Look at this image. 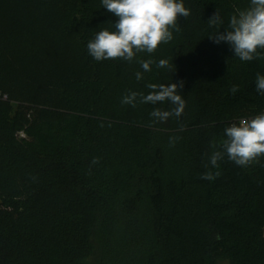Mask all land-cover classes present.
Returning a JSON list of instances; mask_svg holds the SVG:
<instances>
[{"label":"trees","instance_id":"trees-1","mask_svg":"<svg viewBox=\"0 0 264 264\" xmlns=\"http://www.w3.org/2000/svg\"><path fill=\"white\" fill-rule=\"evenodd\" d=\"M183 2L173 40L128 62L88 54L117 20L101 0H0V264H264V156L208 162L226 126L264 112V56L208 38L217 9L225 32L250 0ZM180 81L179 118L121 103Z\"/></svg>","mask_w":264,"mask_h":264},{"label":"clouds","instance_id":"clouds-1","mask_svg":"<svg viewBox=\"0 0 264 264\" xmlns=\"http://www.w3.org/2000/svg\"><path fill=\"white\" fill-rule=\"evenodd\" d=\"M102 6L117 17L113 28H101L87 43L88 54L96 61L121 59L132 62L139 53L152 54L162 43L173 40V30L179 32L178 20L187 18L191 13L185 7L183 0H101ZM215 32L209 39L219 44L226 42L234 51V56L241 61L250 62L264 56V0H250L249 6L231 15L225 32L219 29L224 21L219 10L207 21ZM145 72L151 71V65L156 63L158 68L169 67V61L160 59L155 62L138 60ZM136 80L143 78L141 72H136ZM255 91L264 95V74L255 77ZM149 93L131 91L123 96L121 103L136 107L137 104L162 105L172 107L165 110L154 107L150 115L152 123H163L171 117L179 118L183 115L186 101L179 94L183 81L179 83H149L146 85ZM232 93L238 91L233 85ZM224 139L218 145L211 144L213 151L208 155V162L214 169H219V162L227 156L228 160L238 166L246 167L258 163L264 156V112L252 118L233 122L223 130ZM177 137H171L170 146H174ZM93 164L98 163L94 158ZM208 165H205L207 167ZM221 175L220 171L208 170L200 178L212 181Z\"/></svg>","mask_w":264,"mask_h":264},{"label":"built area","instance_id":"built-area-1","mask_svg":"<svg viewBox=\"0 0 264 264\" xmlns=\"http://www.w3.org/2000/svg\"><path fill=\"white\" fill-rule=\"evenodd\" d=\"M4 100H6V97H3Z\"/></svg>","mask_w":264,"mask_h":264},{"label":"rangeland","instance_id":"rangeland-1","mask_svg":"<svg viewBox=\"0 0 264 264\" xmlns=\"http://www.w3.org/2000/svg\"><path fill=\"white\" fill-rule=\"evenodd\" d=\"M221 264H228V263H221Z\"/></svg>","mask_w":264,"mask_h":264}]
</instances>
